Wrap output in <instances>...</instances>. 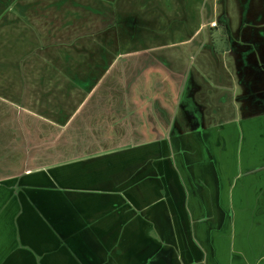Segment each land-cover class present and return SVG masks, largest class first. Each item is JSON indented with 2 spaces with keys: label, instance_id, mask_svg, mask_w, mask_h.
Wrapping results in <instances>:
<instances>
[{
  "label": "crops",
  "instance_id": "obj_1",
  "mask_svg": "<svg viewBox=\"0 0 264 264\" xmlns=\"http://www.w3.org/2000/svg\"><path fill=\"white\" fill-rule=\"evenodd\" d=\"M78 1L0 0V264H264V2Z\"/></svg>",
  "mask_w": 264,
  "mask_h": 264
},
{
  "label": "rangeland",
  "instance_id": "obj_2",
  "mask_svg": "<svg viewBox=\"0 0 264 264\" xmlns=\"http://www.w3.org/2000/svg\"><path fill=\"white\" fill-rule=\"evenodd\" d=\"M22 1V0H21ZM29 1V0H28ZM31 2H32V5H34L36 8H33L34 10L36 9V12L35 13H38V15L39 14H42V15H45L46 17H49V16H55V17H60V18H62V21H63V23H61L62 21H60L59 23H54L53 24V30H55L54 31V33H57V36L55 35V38H62L64 35H63V33H61V32H56V31H59L60 29L58 28V29H56V26H58V24H66V23H64V21H66L67 19H69V21H75V18H74V16H70V18H68V16L70 15V11H74L75 9H76V5H78V3H80L78 0H30ZM215 1H217L218 3H220L219 4V8L218 7H216V8H212L213 9V11L216 13V11H217V14H218V9H220V15H223V17L227 20V18L228 17H230L229 15H230V13L235 17L236 16V14H235V12H236V4H237V1L238 0H206V4L207 5H212V3H214ZM225 1H226V3H228L227 5L229 6V7H226L225 5H226V3H225ZM241 2H242V0H240ZM244 1H247V0H244ZM263 2H264V0H262ZM25 3V2H24ZM86 6V5H85ZM221 6H223V7H221ZM253 8H252V6L250 7V11L252 10ZM31 10H32V8H31ZM74 15V14H73ZM216 17V16H215ZM208 18H210V17H208ZM217 25L216 26H218V22L216 23ZM71 25H75V23H71ZM209 27H211L210 26V24H209ZM215 31V30H214ZM261 31V33H264V30H260ZM247 35H249V37H247V39L246 40H251L252 39V37H251V34L250 33H248ZM214 36H215V33H214ZM212 40H213V42H212ZM212 40H211V42H212V45H213V48L215 49V47H217L218 49H219V45H218V42L216 41V39H215V37H212ZM54 41H56V40H54ZM259 41L260 42H263L264 43V38H263V36H261L260 38H259ZM3 48V47H2ZM164 56V58H165V60H167V61H169V62H171L172 60V57L170 56H168V55H163ZM251 56V58H254L253 57V55H250ZM103 58V57H102ZM101 58V59H102ZM182 59H181V61H182V63H181V65H182V71H183V78L186 80H188L189 78H190V76H188L186 73L187 72H184V67H185V63H184V61H186V58L187 57H185V56H182L181 57ZM259 58V57H258ZM264 58V57H263ZM264 60V59H263ZM96 62H100V67H103L104 65H106V64H108L109 63V60L107 59V58H103L102 60H99V61H96ZM257 61H252L251 62V64H250V66H248V67H252V69H250L249 70V72H252V70L254 69V65H255V63H256ZM109 71V70H108ZM248 73V71L247 72H245V75ZM186 74V75H185ZM244 74V73H243ZM257 74H260V72H257L256 73V75ZM108 76V73L105 75V76H103V79L105 80V78ZM121 76V75H120ZM261 76L262 77H264V73H261ZM183 78H182V80H183ZM189 81H190V79H189ZM189 81H187V83L189 82ZM202 106L203 105H197V107H198V109H200V108H202ZM185 115V114H184ZM198 119V121H196ZM197 119L194 117V120H195V125L196 126H199V125H201V123H199V118L197 117Z\"/></svg>",
  "mask_w": 264,
  "mask_h": 264
},
{
  "label": "built area",
  "instance_id": "obj_3",
  "mask_svg": "<svg viewBox=\"0 0 264 264\" xmlns=\"http://www.w3.org/2000/svg\"><path fill=\"white\" fill-rule=\"evenodd\" d=\"M212 26H215V23H212Z\"/></svg>",
  "mask_w": 264,
  "mask_h": 264
}]
</instances>
